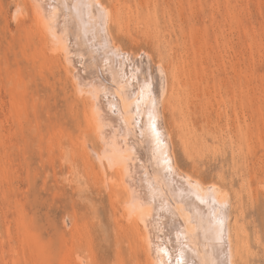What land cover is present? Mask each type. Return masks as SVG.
<instances>
[{"label":"rangeland","instance_id":"1","mask_svg":"<svg viewBox=\"0 0 264 264\" xmlns=\"http://www.w3.org/2000/svg\"><path fill=\"white\" fill-rule=\"evenodd\" d=\"M26 1L0 0V264H79L77 254L84 264H155L128 222L126 192L114 196L110 171L75 149L84 137L100 145ZM121 3L115 42L150 55L153 71L180 65L163 120L178 166L225 192L236 264H264V0Z\"/></svg>","mask_w":264,"mask_h":264},{"label":"bare ground","instance_id":"2","mask_svg":"<svg viewBox=\"0 0 264 264\" xmlns=\"http://www.w3.org/2000/svg\"><path fill=\"white\" fill-rule=\"evenodd\" d=\"M103 1H26L47 51L62 59L85 101L86 131L100 145L97 149L79 134L83 140L75 149H81L90 164L95 160L89 153H94L99 161L95 162L110 171L105 176L116 187L114 196L126 192V212L131 216L127 221L134 222L146 261L236 264L234 231L229 214L223 212L228 210L225 192L219 185L207 187L200 178L180 169L171 130L164 126L166 120L163 125L165 107L172 108L177 101L180 65L159 63L158 71H153L150 65H156L152 57L149 62L150 55L132 57L131 51L123 50L112 36L114 24L124 15L121 0L116 7ZM176 124L184 136L183 121ZM77 255L78 263L84 264L83 255Z\"/></svg>","mask_w":264,"mask_h":264},{"label":"snow or ice","instance_id":"3","mask_svg":"<svg viewBox=\"0 0 264 264\" xmlns=\"http://www.w3.org/2000/svg\"><path fill=\"white\" fill-rule=\"evenodd\" d=\"M153 127H155V126L153 125Z\"/></svg>","mask_w":264,"mask_h":264}]
</instances>
